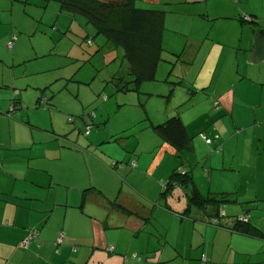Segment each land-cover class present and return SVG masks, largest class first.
Returning a JSON list of instances; mask_svg holds the SVG:
<instances>
[{"label":"crops","instance_id":"1","mask_svg":"<svg viewBox=\"0 0 264 264\" xmlns=\"http://www.w3.org/2000/svg\"><path fill=\"white\" fill-rule=\"evenodd\" d=\"M140 7L166 12L170 56L188 68L199 61L186 111L145 118L155 134L154 126L180 117L192 150L178 152L146 131L131 147L119 143L121 136L91 132L83 151L60 148L55 130L42 139L31 132L35 125L11 113L10 103L17 111L21 100L4 90L5 80L0 264H200L203 255L210 264H264V58L254 47L264 33V0H142ZM173 36L181 38L174 43ZM144 133L154 142L146 144ZM176 173L189 175V187L175 180L164 194ZM192 191L204 199L229 194L220 205L223 224L232 228L248 215L263 236L211 227L217 210L191 206Z\"/></svg>","mask_w":264,"mask_h":264},{"label":"rangeland","instance_id":"2","mask_svg":"<svg viewBox=\"0 0 264 264\" xmlns=\"http://www.w3.org/2000/svg\"><path fill=\"white\" fill-rule=\"evenodd\" d=\"M178 38L181 36H173L174 43ZM164 48V62L155 81L144 83L139 92H117V79H128L124 52L105 36L96 35L83 17L62 13L56 2L43 8L38 0L29 4L0 0V84L6 80L10 88L4 90L12 92L13 101L16 97L21 100L19 110L12 111L10 103V111L27 126L28 122L35 125L31 132L41 134L42 139L55 130L59 135L55 144L58 142L60 148L83 151L85 141L98 133L113 139L121 136L119 143L131 147L136 134L146 131L157 138L146 128L147 115L186 111L182 102L190 96L199 61L188 68L189 63L177 61ZM169 69H173L171 76ZM185 71L190 75L184 78ZM180 80H184L182 88L173 91L172 83ZM192 99L188 97L187 102L194 103ZM87 126L92 128L90 136L84 135ZM146 133L142 134L144 142H154Z\"/></svg>","mask_w":264,"mask_h":264},{"label":"trees","instance_id":"3","mask_svg":"<svg viewBox=\"0 0 264 264\" xmlns=\"http://www.w3.org/2000/svg\"><path fill=\"white\" fill-rule=\"evenodd\" d=\"M29 4L30 0H11ZM43 2V8H47L50 2L60 5V11L72 16L83 17L87 24L92 26L98 36H105L107 41L124 52L123 58L128 62V79L120 77L117 79V92H139L141 86L146 82L156 80L160 63L164 62L166 52L163 45L166 30V12L140 7L142 0H38ZM88 45L92 44L87 40ZM168 52V51H167ZM166 61V59H165ZM173 73V69L169 75ZM108 97L104 96V101ZM41 102H39L40 104ZM14 107V106H13ZM15 108V107H14ZM17 108V107H16ZM89 128V134H86ZM153 130L164 140L172 144L178 152L192 150L191 139L187 134L180 117H172L166 123L154 126ZM92 128L87 126L84 135L89 136ZM203 138H205L203 136ZM134 168V165H132ZM177 180L181 185L189 187L191 180L187 173H176L171 180ZM177 184L168 183L163 187L164 194L174 189ZM230 202L229 194L221 193L202 198L199 193L192 191L190 205L201 209L214 207L216 209L215 219L220 224H212L214 219H209L208 225L214 228L230 230L233 233L262 237V232L250 223L248 215L236 217V225L229 228L225 226L221 218L227 217L226 212L220 210V205ZM224 214V216H222ZM248 218L245 222L241 218ZM201 264V261H200ZM208 264H210L208 260Z\"/></svg>","mask_w":264,"mask_h":264},{"label":"built area","instance_id":"4","mask_svg":"<svg viewBox=\"0 0 264 264\" xmlns=\"http://www.w3.org/2000/svg\"><path fill=\"white\" fill-rule=\"evenodd\" d=\"M244 20L249 21V22H252V18L247 17V16L244 17ZM12 110H14V108H12ZM86 134H89V128L87 129ZM181 174H185V173H181ZM222 216H224V214H222ZM241 219H242L243 221H245V222L248 221V218H244V217H243V218H241ZM212 224L215 225V226H218V225L220 224V220H218V219H214V220L212 221ZM31 238H32V237L29 236V238L26 239V240L23 242V245H24L25 247L29 244ZM64 238H65L64 234H61L60 237L58 238L56 244H61V243L64 241ZM109 250H110V251H113L114 249H113V248H110ZM132 258L135 259V260H137V261H141V259H140L138 256H136V255H134ZM201 264H208V258H207L205 255H203L202 258H201Z\"/></svg>","mask_w":264,"mask_h":264},{"label":"water","instance_id":"5","mask_svg":"<svg viewBox=\"0 0 264 264\" xmlns=\"http://www.w3.org/2000/svg\"><path fill=\"white\" fill-rule=\"evenodd\" d=\"M254 47L258 50H262L264 58V33L261 32L256 36L254 41Z\"/></svg>","mask_w":264,"mask_h":264},{"label":"clouds","instance_id":"6","mask_svg":"<svg viewBox=\"0 0 264 264\" xmlns=\"http://www.w3.org/2000/svg\"><path fill=\"white\" fill-rule=\"evenodd\" d=\"M247 17H248V16H247ZM250 18H251V17H250ZM253 21H254V20L252 19V22H251V23H253Z\"/></svg>","mask_w":264,"mask_h":264}]
</instances>
